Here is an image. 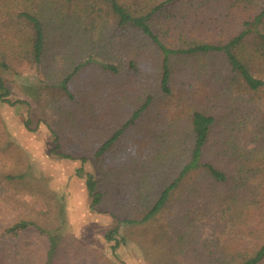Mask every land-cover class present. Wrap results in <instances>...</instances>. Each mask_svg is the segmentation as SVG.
<instances>
[{"label": "trees", "instance_id": "obj_1", "mask_svg": "<svg viewBox=\"0 0 264 264\" xmlns=\"http://www.w3.org/2000/svg\"><path fill=\"white\" fill-rule=\"evenodd\" d=\"M0 67L36 72L53 151L91 163L112 258L122 225L156 223L157 264H264V0H0ZM17 209L0 264H112Z\"/></svg>", "mask_w": 264, "mask_h": 264}, {"label": "rangeland", "instance_id": "obj_2", "mask_svg": "<svg viewBox=\"0 0 264 264\" xmlns=\"http://www.w3.org/2000/svg\"><path fill=\"white\" fill-rule=\"evenodd\" d=\"M0 77L10 90L9 99L15 102L14 105L0 103V181L2 178L4 181L0 183V212L5 222L17 217L14 214L24 212V209L19 211L17 208L29 202L49 212L43 225L72 236L100 255L104 253V258L111 259L112 264H157L154 251L145 237V230L156 223L148 227L122 225L116 236L122 242L117 255L112 258L104 236L116 227V222L109 215L89 209L85 178L78 175L77 170L82 168L84 172H91V163L83 166L80 161L64 159L53 151L55 144L45 126L48 113L35 98L39 79L36 72L14 77L0 67ZM252 77L264 82V74L255 73ZM27 121L28 125L25 124ZM8 175L25 177L9 181ZM20 184H28L24 187L30 191L33 186H38V194L42 197H34L30 191L24 192ZM45 198L52 199H48L52 201L50 207ZM27 212L31 214L29 208Z\"/></svg>", "mask_w": 264, "mask_h": 264}]
</instances>
